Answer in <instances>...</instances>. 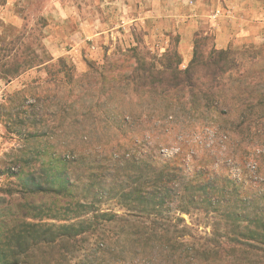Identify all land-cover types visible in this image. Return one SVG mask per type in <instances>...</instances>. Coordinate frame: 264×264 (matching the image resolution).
Masks as SVG:
<instances>
[{"label":"rangeland","instance_id":"1","mask_svg":"<svg viewBox=\"0 0 264 264\" xmlns=\"http://www.w3.org/2000/svg\"><path fill=\"white\" fill-rule=\"evenodd\" d=\"M195 45L203 57L212 50L227 51L241 64L238 72L248 71L245 84L252 98L264 94V0H0V208L31 201L49 206L50 198L23 193L31 175L35 185L45 188L58 176L88 184L85 170L75 162L78 154L68 151L80 143L78 132L92 127L103 139L80 145L85 157L108 156L111 145L138 141L144 158L165 161L179 155L187 174L198 162L206 163L264 202L263 111L249 128L243 126L232 136L233 143L221 125H238L235 105L226 108L223 119L218 111L193 107L186 89L166 92L121 79L129 65L141 70L151 64L164 73L163 64L176 62L173 52L183 70ZM59 58L65 67L56 65ZM123 58L126 65L116 72L117 82L109 81L102 68ZM88 63L97 69L95 79L82 78L91 70ZM237 94V87L225 86L228 98ZM90 116L99 119L94 126ZM42 151L45 157L64 156L67 163L47 171ZM96 208L121 213L114 201H102ZM182 217L189 227L183 240L192 244L211 237L217 222L204 213ZM42 222L60 223L53 217ZM32 253L41 264H57V249ZM63 255L61 264L83 263L81 253Z\"/></svg>","mask_w":264,"mask_h":264},{"label":"trees","instance_id":"2","mask_svg":"<svg viewBox=\"0 0 264 264\" xmlns=\"http://www.w3.org/2000/svg\"><path fill=\"white\" fill-rule=\"evenodd\" d=\"M172 56L176 62L163 64L164 73L151 64L141 70L129 65L128 75L123 74L121 79L135 87L142 83L149 89L165 88L166 92L186 89L193 107L201 106L208 113L218 111L223 119L228 117L226 108L235 105L241 119L238 125H221L233 143L232 136H237L239 129L249 128L258 112L264 115V94L256 100L252 98L245 84L248 71L238 72L241 64H236L227 51L212 50L203 57L195 45L192 59L183 70L179 69L178 53ZM124 61L115 59L102 68L109 81L117 82L116 72L126 65ZM57 63L58 67L66 66L60 64L65 63L62 58ZM87 67L91 70L82 78L95 79L97 69L91 63ZM227 85L237 87L236 97L224 95ZM88 118L92 126L99 120L95 116ZM78 135L80 143L68 152L78 154L75 162L85 170L83 176L88 184L79 186L78 180L58 176L45 188L42 183L35 185L33 175L28 182L25 180L23 187L26 183L30 186L23 193L40 200L48 197L49 206L31 201L0 208V264H41L34 260L32 252L54 249L59 256L57 264H61L64 253H81L82 264H264V202L247 195L241 183L232 181L227 174L218 176L206 163L198 162L187 174L179 155L165 161L144 158L138 141L111 145L108 156L85 157L80 147L103 138L93 127ZM124 136L123 131L122 140ZM46 153L42 151L41 155L47 162V171L61 169L62 163H67L64 156L56 159L52 154L45 157ZM242 153L239 158L243 160ZM107 179L108 185L103 181ZM221 182L224 185L220 187ZM102 201H114L121 213L97 209ZM191 213H204L217 220L211 237L194 244L183 240L189 235V227L182 215L190 219ZM48 217L60 223L44 224L43 219ZM220 229L226 242L220 240ZM25 253L28 257H21Z\"/></svg>","mask_w":264,"mask_h":264},{"label":"crops","instance_id":"3","mask_svg":"<svg viewBox=\"0 0 264 264\" xmlns=\"http://www.w3.org/2000/svg\"><path fill=\"white\" fill-rule=\"evenodd\" d=\"M187 55H189V53Z\"/></svg>","mask_w":264,"mask_h":264}]
</instances>
